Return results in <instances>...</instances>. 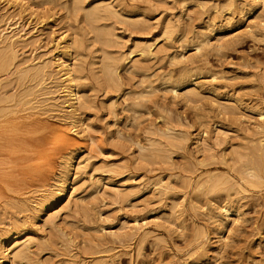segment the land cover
I'll return each mask as SVG.
<instances>
[{"label":"rangeland","instance_id":"374dc122","mask_svg":"<svg viewBox=\"0 0 264 264\" xmlns=\"http://www.w3.org/2000/svg\"><path fill=\"white\" fill-rule=\"evenodd\" d=\"M11 1L0 3V237L18 235L23 254L3 264H264L262 5ZM67 39L84 95L73 120L55 67ZM71 151L74 183L46 199Z\"/></svg>","mask_w":264,"mask_h":264},{"label":"bare ground","instance_id":"6f19581e","mask_svg":"<svg viewBox=\"0 0 264 264\" xmlns=\"http://www.w3.org/2000/svg\"><path fill=\"white\" fill-rule=\"evenodd\" d=\"M2 1H5V0H0V3ZM7 1H11V0H7ZM12 2V1H11ZM21 5V8L23 11H26L27 13H29L30 15H34L35 13V10L36 8L34 7V3L33 2H27V1H24V2H20L19 3ZM256 4H261L262 7L264 8V0H257L256 1ZM260 5V6H261ZM102 9V8H101ZM93 12H96V11H93ZM2 37V36H1ZM10 42L12 43V38L13 36L10 35V37L8 36ZM3 39V38H2ZM5 39V38H4ZM7 39V38H6ZM64 39V38H63ZM8 40V41H9ZM64 41V40H63ZM70 39H67L64 41V45L62 46V50L60 51V57L57 58L59 60V62L56 63L55 67L57 68L58 72L60 73V76H59V82H60V95L58 94V98L60 96V98H62V104H65L67 108H70L67 110V115H68V118H72L73 120V117L75 115H77V113L79 112L78 111V106L80 105V103H82L83 101V97L84 95L82 96V91L80 90L78 84L76 83V73H75V69L73 68L71 62H70V56L72 57L73 55V49L71 48V45H70ZM7 45V44H6ZM11 51H13V47L11 46L10 48ZM14 59V58H13ZM55 62V61H54ZM5 65V63L0 62V67L3 68ZM34 67V66H33ZM26 70V69H25ZM22 72V71H21ZM25 72V71H24ZM27 72V71H26ZM36 74H40L42 73L43 75H46L50 72V66L49 64L47 63H43V64H40V65H37L36 66ZM35 75V74H33ZM52 75V74H51ZM38 77V76H37ZM45 82V81H43ZM39 84V82H38ZM40 85V84H39ZM47 87V86H46ZM52 87V86H51ZM172 89L173 90H176V87L175 86H172ZM48 90V89H47ZM49 93V92H48ZM10 99H12L10 97ZM14 100V99H13ZM4 101V100H3ZM16 101V99H15ZM57 102V101H56ZM31 103V102H30ZM58 103V102H57ZM57 103H51V104H55V106H60L59 104ZM8 104V103H7ZM11 104V103H10ZM27 105V104H26ZM10 106V105H9ZM17 107V106H16ZM65 107V106H63ZM38 108V107H37ZM16 110V109H15ZM25 110V109H24ZM15 112V111H14ZM21 112V111H20ZM27 113V111H26ZM66 113V112H65ZM36 114V113H35ZM80 114V113H79ZM77 115L80 117V115ZM37 115V114H36ZM35 115V116H36ZM64 115V114H63ZM264 115V114H262ZM34 116V117H35ZM75 116V118L77 117ZM66 117V116H65ZM77 117V119L79 118ZM36 118H38V116H36ZM67 118V117H66ZM81 118V117H80ZM61 119V118H60ZM64 118H62L61 120H63ZM75 119V122L76 120ZM71 120V119H69ZM70 122V121H69ZM68 122V123H69ZM72 122V121H71ZM74 123V122H73ZM80 123V122H78ZM77 123V124H78ZM70 124V123H69ZM77 124H74L75 126ZM79 125V124H78ZM65 126V125H64ZM76 128V127H75ZM82 128V127H81ZM74 130V129H72ZM77 130V129H76ZM79 130V129H78ZM83 130V129H82ZM80 131V130H79ZM77 132V133H80V132ZM76 133V131H74ZM83 132V131H81ZM53 134V133H52ZM83 134V133H82ZM82 134H78V135H82ZM68 135V134H67ZM66 135V136H67ZM60 136L64 137V140L67 139V137H65V133H62L60 134ZM75 150V149H74ZM69 152V151H68ZM75 151H71L69 156L66 158L65 162H64V168L62 170V174L60 175V177L57 179L56 183L53 185V188L50 190V193L48 194L47 197H45L46 199H51L52 197H56L58 199H62L64 196L67 195V191H68V188L70 187L71 184L74 183V181H72V177L70 175L71 171H72V168L74 166V160H75ZM42 154V152H41ZM66 157V156H65ZM62 158V157H61ZM30 162V161H29ZM257 175V174H256ZM38 176V175H37ZM251 177V176H250ZM218 180V179H217ZM219 181V180H218ZM218 183V182H217ZM220 185V184H219ZM213 186V185H212ZM211 186V188H212ZM218 186V185H217ZM216 186V187H217ZM241 188V187H240ZM50 189V188H49ZM48 189V190H49ZM214 189V188H213ZM242 189V188H241ZM42 194V193H41ZM41 200V198H40ZM52 200V199H51ZM39 201V200H38ZM50 202V201H49ZM55 202V201H54ZM38 203V202H37ZM45 202H42L41 204H43ZM48 205V204H47ZM37 206V205H36ZM35 206V207H36ZM43 207V206H42ZM38 208V207H37ZM45 208V207H44ZM52 208V207H51ZM226 211V214L229 215L228 213L229 210L228 209H225ZM231 215V214H230ZM14 235L12 236H8V234L4 235L3 237H0V264H3V262H7L8 260V255H9V249H11L12 251V254H13V257L16 258L20 255L23 254V248H18L19 246L17 245V238H18V235H15V237H13ZM14 242V244L12 245V247H10V244H12ZM19 243V242H18Z\"/></svg>","mask_w":264,"mask_h":264}]
</instances>
